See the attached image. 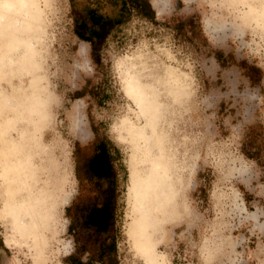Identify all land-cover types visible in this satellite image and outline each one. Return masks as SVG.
<instances>
[{"label":"rangeland","instance_id":"rangeland-1","mask_svg":"<svg viewBox=\"0 0 264 264\" xmlns=\"http://www.w3.org/2000/svg\"><path fill=\"white\" fill-rule=\"evenodd\" d=\"M149 2L154 21L130 15L93 55L74 17L111 15V0H0V264H146L131 232L147 187L162 209L158 264H264V0ZM21 124L35 127L44 171L10 194ZM100 139L119 150L105 232L82 223L100 199L75 175ZM252 140L258 160L243 154ZM36 191L50 200L43 231L31 228Z\"/></svg>","mask_w":264,"mask_h":264},{"label":"trees","instance_id":"trees-1","mask_svg":"<svg viewBox=\"0 0 264 264\" xmlns=\"http://www.w3.org/2000/svg\"><path fill=\"white\" fill-rule=\"evenodd\" d=\"M115 10L113 14L107 15L97 8L86 9L81 16L74 17V33L78 39L89 43L90 52L98 50V46L105 39L108 33L115 27L122 24L127 18L134 14L148 21H154V10L149 0H111ZM200 33V30H198ZM249 145L243 154L248 158L259 159L261 147L258 144ZM119 159V150L106 139L98 140L92 147L91 154L81 162L77 160L75 175L81 181L82 175L92 179L96 184L97 196L100 199L98 204L90 206L85 212L82 223L92 227L97 232H105L110 224V207L112 205L113 192L116 184L117 172L115 161ZM121 169L124 168L119 162ZM201 177V178H200ZM207 174L198 172L197 179L199 187L196 198L200 203L205 201ZM105 254V248H100L98 258L101 260ZM69 264H91L90 261H82L80 258L69 255Z\"/></svg>","mask_w":264,"mask_h":264},{"label":"bare ground","instance_id":"bare-ground-1","mask_svg":"<svg viewBox=\"0 0 264 264\" xmlns=\"http://www.w3.org/2000/svg\"><path fill=\"white\" fill-rule=\"evenodd\" d=\"M4 4V2H3ZM9 99V98H8ZM17 99V98H16ZM13 100V99H12ZM16 101V100H15ZM14 101V102H15ZM17 103V102H16ZM15 103V104H16ZM7 106V105H6ZM4 107V106H3ZM9 107V106H7ZM6 107V109H7ZM5 108V107H4ZM13 109V108H12ZM11 110V109H10ZM3 111V110H2ZM12 111V110H11ZM4 112V111H3ZM10 112V111H9ZM10 115V114H9ZM2 116V115H1ZM8 116V115H7ZM20 116V115H19ZM3 117V116H2ZM5 117V116H4ZM12 118V117H11ZM18 119V117H17ZM20 119V118H19ZM10 120V118H9ZM9 122V121H8ZM11 122V121H10ZM17 122V121H16ZM14 122V123H16ZM5 123V122H4ZM13 123V122H12ZM2 126V125H1ZM33 126V125H32ZM3 127V126H2ZM14 127V126H13ZM29 127V126H28ZM15 128V127H14ZM10 129V128H9ZM31 134H28L30 136H27L26 134V128L25 126H23L22 124L20 125V127L17 129L16 132H14V137L15 138L13 141L11 140V142L14 144V147H16L17 151L16 153V158L13 156L12 161H14V166L16 167L14 169V171L11 173H9V177L10 179H12L13 181V185H11L9 187V193H15V188L18 187H25L29 188V186L34 187L35 184V179H36V175L35 173L38 171L37 168H35L34 166V162L36 161V159H38L41 155V152L39 150V146L37 144L36 141V130L35 127H33L31 129ZM8 131V130H7ZM12 135V134H11ZM11 137V136H10ZM9 138V136L7 137ZM12 139V138H10ZM43 149V148H42ZM2 154V153H1ZM12 154H15L14 152ZM7 157V156H6ZM11 157V155H10ZM1 158V157H0ZM4 160V159H3ZM42 160V159H41ZM47 160V159H46ZM5 161V160H4ZM43 162V161H42ZM3 163V162H2ZM6 163V162H4ZM40 163V162H39ZM1 164V163H0ZM8 164V163H7ZM50 164V163H49ZM3 165V164H2ZM1 165V166H2ZM5 165V164H4ZM44 165V164H42ZM7 166V165H6ZM10 166V165H9ZM38 166V165H36ZM8 167V166H7ZM6 167V168H7ZM13 167V166H12ZM39 167V166H38ZM47 167V166H46ZM52 167V166H51ZM50 168V167H49ZM43 169V168H42ZM7 171V169H5ZM44 170L38 171L39 174L42 173ZM50 171V170H49ZM54 172V171H53ZM6 175V174H5ZM50 175V174H49ZM53 176V174H52ZM52 176L50 179H52ZM2 177V176H1ZM47 177V176H46ZM54 177V176H53ZM147 178V177H146ZM2 179V178H1ZM49 179V180H50ZM43 180V178H42ZM45 180V179H44ZM43 180V181H44ZM148 180V179H147ZM2 181V180H1ZM39 181V180H37ZM42 182V181H41ZM40 182V183H41ZM45 182V181H44ZM43 182V183H44ZM48 182V181H47ZM52 182V180H51ZM50 182V183H51ZM38 183V182H37ZM39 184V183H38ZM37 184V185H38ZM48 184V183H46ZM46 184H43V186ZM53 184V183H52ZM56 184V183H55ZM51 185V184H48ZM54 185V184H53ZM135 185V184H134ZM44 186V187H45ZM22 187V188H23ZM31 187V188H32ZM48 187V186H46ZM50 187V186H49ZM21 188V189H22ZM30 189V188H29ZM43 189V188H42ZM4 190V189H3ZM23 190V189H22ZM5 191V190H4ZM34 191V190H33ZM53 191V190H51ZM24 192V190H23ZM35 192V191H34ZM45 192V191H44ZM149 191V188H145L144 190H140V191H134V205H133V209H134V221H133V230L131 232L132 234V238L134 240L135 246L137 247L138 251L140 252V254L143 256L144 261L146 262V264H158L157 262V255H156V247L160 241V225L162 222V214H161V207L159 206L158 201H155V197L154 195ZM47 193V192H45ZM45 193H35L34 196H30L32 197L31 202L28 204V209H30V219H31V225L35 230H39L43 226V218H44V214L43 211L45 210V208L47 207L46 205H48V201L50 202L49 199V195ZM5 194V193H4ZM17 194V192H16ZM15 194V195H16ZM34 194V193H32ZM52 194V193H51ZM8 196V195H6ZM5 196V197H6ZM10 197V196H9ZM17 197V196H16ZM37 197V199H36ZM20 198V197H18ZM26 198V197H25ZM6 199V198H5ZM14 199V196H13ZM13 199H12V203L9 201H7L5 204V212L9 214L14 212V203H13ZM36 199V200H35ZM55 199V198H54ZM16 200V199H15ZM14 200V201H15ZM20 200V199H19ZM38 200V201H37ZM18 201V200H16ZM16 203V202H15ZM52 204V203H51ZM19 206V205H17ZM16 206V207H17ZM12 207V208H11ZM19 207H17L15 212H18ZM10 209H13L10 210ZM20 209V208H19ZM46 211V210H45ZM15 214V213H14ZM12 214V215H14ZM21 214V213H20ZM53 214V213H52ZM16 215V214H15ZM42 215V216H41ZM22 216V215H21ZM18 217V216H17ZM46 217V216H45ZM14 219L16 218L13 217ZM21 218V217H20ZM47 219V218H44ZM18 220V219H17ZM13 222V221H12ZM15 222V221H14ZM17 222V221H16ZM55 222V221H54ZM56 223V222H55ZM45 224V223H44ZM52 225V224H50ZM18 228V227H17ZM47 228V227H46ZM42 230V229H41ZM46 230V229H45ZM49 230V229H48ZM43 231V230H42ZM31 232V231H30ZM34 232V231H32ZM36 232V231H35ZM32 236L33 237V244H34V250L36 251V257H37V262H42L44 261V255L43 252L46 250L45 249V243H42V240L40 241V238L38 237V233H36L35 235ZM47 232V231H46ZM49 232V231H48ZM51 232V231H50ZM32 234V233H31ZM42 234V233H41ZM53 234V233H52ZM38 235V236H37ZM45 236V235H44ZM42 237V236H40ZM10 244H13V242L9 241ZM32 244V243H31ZM32 244V245H33ZM135 247V249H136ZM159 258V257H158ZM142 259V258H141ZM145 264V263H144Z\"/></svg>","mask_w":264,"mask_h":264}]
</instances>
